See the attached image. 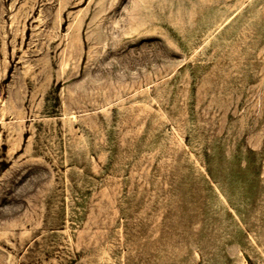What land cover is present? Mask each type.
I'll return each instance as SVG.
<instances>
[{
	"label": "rangeland",
	"instance_id": "obj_1",
	"mask_svg": "<svg viewBox=\"0 0 264 264\" xmlns=\"http://www.w3.org/2000/svg\"><path fill=\"white\" fill-rule=\"evenodd\" d=\"M0 264H264V0H0Z\"/></svg>",
	"mask_w": 264,
	"mask_h": 264
},
{
	"label": "bare ground",
	"instance_id": "obj_2",
	"mask_svg": "<svg viewBox=\"0 0 264 264\" xmlns=\"http://www.w3.org/2000/svg\"><path fill=\"white\" fill-rule=\"evenodd\" d=\"M65 1H67V0H65ZM64 3H65V2H64ZM64 3H62V4L64 5ZM63 69H64V68H63ZM81 87H83V86H81ZM81 87H80V88H81ZM84 89H85V88H84ZM79 92H80V91H79ZM69 126H70V125H69ZM28 188H29V187H28ZM34 207H35V206H34ZM28 219H29V218H28ZM20 220H21V219H20ZM29 220H30V219H29ZM25 221H26V220H25ZM30 221H31V220H30ZM33 221H34V220H33ZM15 222H16V221H15ZM17 222H18V219H17ZM20 224L23 226V224H22L21 222H20ZM37 224L39 225L38 222L36 223V226H37ZM32 228H34V227H32ZM4 229H5V228H4ZM7 230H8V229H7ZM12 232H13V231H12ZM9 234H10V233H9ZM5 235H6V237H7V234H5ZM5 235H4V236H5ZM10 235H12V234H10ZM15 235H16V233H15ZM20 236H21V235H20Z\"/></svg>",
	"mask_w": 264,
	"mask_h": 264
}]
</instances>
